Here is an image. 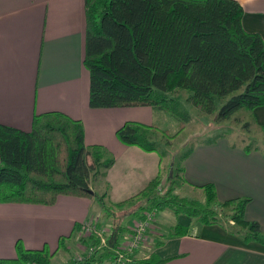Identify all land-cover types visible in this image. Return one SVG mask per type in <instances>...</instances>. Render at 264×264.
<instances>
[{
  "label": "trees",
  "instance_id": "16d2710c",
  "mask_svg": "<svg viewBox=\"0 0 264 264\" xmlns=\"http://www.w3.org/2000/svg\"><path fill=\"white\" fill-rule=\"evenodd\" d=\"M83 9L88 106H150L177 121L174 133L155 123L124 121L114 131L121 144L156 152L161 160L163 151L154 134L168 142L189 120L179 99L170 95L176 90L184 91V101L197 110L215 111L216 121L239 108L264 105V42L258 33L242 28L237 0H83ZM259 127L264 131V125ZM242 128L248 130V123ZM82 137L80 121L55 110L34 113L27 131L0 124V202L50 205L58 195L88 197L108 215L103 194L94 192L89 180L108 168L112 158L99 145L84 146ZM242 148L258 149L248 143ZM190 151L181 153L180 165L170 161L163 182L158 173L115 206L139 198L137 209H169L199 224L218 225L245 243L264 244L258 223L243 216L248 197L219 201L211 183L198 185L200 201L173 192L176 178L184 181L181 162ZM188 229L176 223L170 235H184ZM64 238L58 237L53 251L46 244L25 248L17 239L13 256L0 257V264H49ZM114 243L108 241L98 259L109 255ZM131 253L125 264L166 260L155 253L141 259Z\"/></svg>",
  "mask_w": 264,
  "mask_h": 264
},
{
  "label": "crops",
  "instance_id": "0c3cea01",
  "mask_svg": "<svg viewBox=\"0 0 264 264\" xmlns=\"http://www.w3.org/2000/svg\"><path fill=\"white\" fill-rule=\"evenodd\" d=\"M237 1L242 28L264 42V0ZM83 52V0H0V124L27 131L34 113L50 110L79 120L83 145H99L112 158L108 168L90 177L89 186L130 225L141 210L140 199L115 204L158 173L163 182L169 163L164 155L160 160L156 152L121 144L114 131L124 121L151 124L165 113L150 106L90 108ZM250 112L256 124L264 125V105ZM243 145L222 136L192 145L181 162L184 181L176 186L201 190L198 185L211 183L219 201L248 197L243 216L264 234V152H246ZM155 219L132 257L155 253L166 259L164 264H264V244L245 243L218 225L177 218L164 230ZM84 220L107 224L106 243L115 240L116 245L128 231L121 223L111 225L93 198L58 195L50 205L0 202V257L13 256L17 239L25 248L46 244L53 251L58 237L65 236L49 264H112L113 247L100 259L102 247L93 255L84 253L90 244L80 238ZM176 223L188 225V232L170 235Z\"/></svg>",
  "mask_w": 264,
  "mask_h": 264
},
{
  "label": "rangeland",
  "instance_id": "374dc122",
  "mask_svg": "<svg viewBox=\"0 0 264 264\" xmlns=\"http://www.w3.org/2000/svg\"><path fill=\"white\" fill-rule=\"evenodd\" d=\"M179 99L180 105L189 113V120L186 122L184 129L180 131L173 139L168 142L166 139L161 136L159 133L154 134V138L159 142V150L163 151V155L168 159V163L172 161V165H180L179 157L182 152L187 148H191L192 145L203 142L207 139L214 138L223 134L224 138H229L236 143L246 144L248 143L251 147H257L262 152H264V131L260 129L259 125L255 123L252 113L250 110L245 108H239L234 111L230 117L226 120L216 121L215 120V111L212 113H203L190 104L184 101L186 93L182 90H176L170 94ZM165 113V112H164ZM164 115L161 118H156L154 121L159 128L166 129L169 133H174L177 127V121L168 114H159ZM244 123H248V130L242 128ZM240 139H244V142H241ZM168 166V165H167ZM171 175V171H168V175ZM166 173L164 174L166 176ZM177 182L179 180L176 178ZM173 189V192L178 196L191 198L195 200H202L203 193L201 190H189L187 187L180 188L176 186ZM107 216L110 218L111 225L113 223H121L124 226V229L129 226V218L114 209L107 210ZM157 224L166 230L168 222H175L179 218V222L187 219V216L184 215H175L171 210L164 209L158 211L155 215ZM191 220V218H188ZM193 220V219H192ZM191 220V221H192ZM194 221V220H193ZM102 224V223H98ZM128 224V225H127ZM166 224V225H165ZM103 225H107L104 224ZM80 238L85 242L89 240V237H83L80 235ZM93 242V241H90ZM87 252V247L84 248V253ZM76 262L72 263L75 264Z\"/></svg>",
  "mask_w": 264,
  "mask_h": 264
},
{
  "label": "built area",
  "instance_id": "2783aa9c",
  "mask_svg": "<svg viewBox=\"0 0 264 264\" xmlns=\"http://www.w3.org/2000/svg\"><path fill=\"white\" fill-rule=\"evenodd\" d=\"M157 211L155 208L141 209L127 227L126 235L118 242L112 251L111 261L113 264H125L127 256L136 249L144 240L146 232L151 229V224ZM107 226L98 224L93 220H84L80 225V234L89 237V241L96 240L95 244L87 246V255L94 253L96 249L106 245Z\"/></svg>",
  "mask_w": 264,
  "mask_h": 264
},
{
  "label": "water",
  "instance_id": "95a60500",
  "mask_svg": "<svg viewBox=\"0 0 264 264\" xmlns=\"http://www.w3.org/2000/svg\"><path fill=\"white\" fill-rule=\"evenodd\" d=\"M169 175H170V172H169Z\"/></svg>",
  "mask_w": 264,
  "mask_h": 264
}]
</instances>
